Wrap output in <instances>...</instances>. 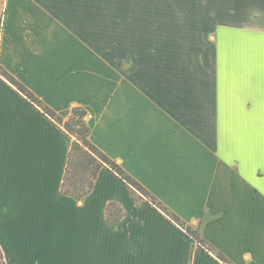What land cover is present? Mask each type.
<instances>
[{"label":"crops","instance_id":"obj_1","mask_svg":"<svg viewBox=\"0 0 264 264\" xmlns=\"http://www.w3.org/2000/svg\"><path fill=\"white\" fill-rule=\"evenodd\" d=\"M216 2L0 0V68L65 120L85 109L93 143L232 264H264V0L248 24ZM71 144L0 77L7 264H223L108 168L62 194Z\"/></svg>","mask_w":264,"mask_h":264},{"label":"trees","instance_id":"obj_2","mask_svg":"<svg viewBox=\"0 0 264 264\" xmlns=\"http://www.w3.org/2000/svg\"><path fill=\"white\" fill-rule=\"evenodd\" d=\"M0 77L12 84L32 105L38 107L44 114L61 126L72 138L68 164L62 182V194L70 196L77 201H82L94 189L96 180L102 168H108L125 183L130 190L133 200L138 203L146 200L158 208L170 220L180 226L187 236L204 250L212 253L223 264H232L222 253L212 247L200 234V228L187 225L179 216L162 204L140 182L128 174L114 159L104 153L91 140V126L86 120L87 111L81 107H74L71 116L65 120L55 111L45 105L24 84L0 68ZM123 210L112 203L108 207V224L110 228H116L118 217L123 216ZM0 264H7L0 246Z\"/></svg>","mask_w":264,"mask_h":264},{"label":"rangeland","instance_id":"obj_3","mask_svg":"<svg viewBox=\"0 0 264 264\" xmlns=\"http://www.w3.org/2000/svg\"><path fill=\"white\" fill-rule=\"evenodd\" d=\"M139 2H141L140 6H151V7H172V8H176L177 10H181L182 8H191L193 12L192 14L195 16L196 12L198 11V7L200 6V0H137ZM201 1H205V3L207 5H209L208 3H210V12L216 11V7L218 6L216 5V0H201ZM218 1V0H217ZM223 2V0H221ZM237 4L231 6L230 8H224L227 10H224V12L226 13L227 17L228 16H234L237 17V22L238 23H244V24H248V0H235ZM224 2L226 3V0H224ZM110 5L112 4H116V0H109ZM224 3V4H225ZM132 4V3H131ZM223 4V5H224ZM229 8V9H228ZM239 36L242 37H246L248 38V34H245V32H241L239 33Z\"/></svg>","mask_w":264,"mask_h":264},{"label":"built area","instance_id":"obj_4","mask_svg":"<svg viewBox=\"0 0 264 264\" xmlns=\"http://www.w3.org/2000/svg\"><path fill=\"white\" fill-rule=\"evenodd\" d=\"M1 76V75H0ZM91 116L89 114L86 115V120L89 119Z\"/></svg>","mask_w":264,"mask_h":264}]
</instances>
